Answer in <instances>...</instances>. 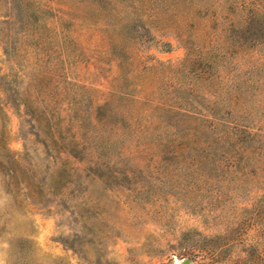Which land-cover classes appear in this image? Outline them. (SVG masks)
<instances>
[{
    "label": "rangeland",
    "instance_id": "1",
    "mask_svg": "<svg viewBox=\"0 0 264 264\" xmlns=\"http://www.w3.org/2000/svg\"><path fill=\"white\" fill-rule=\"evenodd\" d=\"M264 264V0H0V264Z\"/></svg>",
    "mask_w": 264,
    "mask_h": 264
},
{
    "label": "water",
    "instance_id": "2",
    "mask_svg": "<svg viewBox=\"0 0 264 264\" xmlns=\"http://www.w3.org/2000/svg\"><path fill=\"white\" fill-rule=\"evenodd\" d=\"M181 264H189V261L184 260V261L181 262Z\"/></svg>",
    "mask_w": 264,
    "mask_h": 264
}]
</instances>
